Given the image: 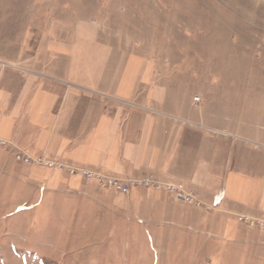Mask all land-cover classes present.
Returning <instances> with one entry per match:
<instances>
[{
  "label": "crops",
  "instance_id": "0c3cea01",
  "mask_svg": "<svg viewBox=\"0 0 264 264\" xmlns=\"http://www.w3.org/2000/svg\"><path fill=\"white\" fill-rule=\"evenodd\" d=\"M12 8L11 0H0L1 138L33 157L180 184L216 211L182 205L164 190H102L80 175L17 162L12 150L0 148L4 198L38 202L54 216L130 209L153 242L167 238L170 247L189 236L198 242L210 215L220 240L264 264V232L237 219L264 216V120L241 130L221 125L194 103V92L157 80L153 64L103 39L95 23L35 18L18 25Z\"/></svg>",
  "mask_w": 264,
  "mask_h": 264
},
{
  "label": "rangeland",
  "instance_id": "374dc122",
  "mask_svg": "<svg viewBox=\"0 0 264 264\" xmlns=\"http://www.w3.org/2000/svg\"><path fill=\"white\" fill-rule=\"evenodd\" d=\"M11 3L18 25L35 18L44 23L57 19L60 25L68 20L95 23L103 39L124 43L153 64L157 80L194 92L200 98L194 103L217 114L221 125L234 124L241 130L264 120V0ZM6 176L2 169L0 264H254L251 253L212 232L210 215L216 210L204 204L198 193L200 206L181 201L170 192L182 205L204 208L210 214L204 217V230L196 234L198 242L189 236L183 244L171 243L170 247L167 238L163 242L156 236L157 243L153 242L130 209L76 210L69 216H54L50 209L41 212L38 202L6 199ZM63 208L67 213V206ZM187 229L190 234L185 235L195 234L192 228Z\"/></svg>",
  "mask_w": 264,
  "mask_h": 264
},
{
  "label": "built area",
  "instance_id": "2783aa9c",
  "mask_svg": "<svg viewBox=\"0 0 264 264\" xmlns=\"http://www.w3.org/2000/svg\"><path fill=\"white\" fill-rule=\"evenodd\" d=\"M199 97H194V102H198ZM0 148L12 150L17 161L28 165L42 166L49 169L65 171L70 175H80L88 181L96 182L102 188H111L124 194H130L132 189L137 186L151 187L156 190H166L175 193L176 197L189 204L200 206L202 202L196 193L186 191L182 185L175 183H164L154 179L152 176L143 178L118 177L105 174L98 170L78 167L72 164L52 160L44 156L33 157L16 144L0 137ZM237 219L240 223L256 228L264 232V216H252L239 214Z\"/></svg>",
  "mask_w": 264,
  "mask_h": 264
}]
</instances>
